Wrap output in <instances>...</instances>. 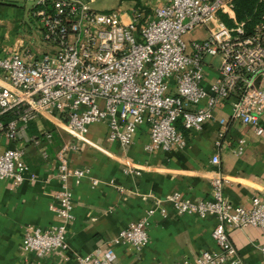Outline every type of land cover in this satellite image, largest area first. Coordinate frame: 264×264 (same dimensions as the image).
<instances>
[{
	"label": "built area",
	"instance_id": "obj_1",
	"mask_svg": "<svg viewBox=\"0 0 264 264\" xmlns=\"http://www.w3.org/2000/svg\"><path fill=\"white\" fill-rule=\"evenodd\" d=\"M162 1L151 16L134 11L124 20L117 11H94V0H34L31 17L49 50L38 57L28 50L0 57V74L7 83L0 88V181L24 182L28 167L23 150L5 148L3 142L19 141L38 117L57 116L66 132L79 139L90 126L104 124L108 140L122 148L144 128L149 136L144 149L150 153L186 148L188 140L179 127L185 132L200 130L221 103L229 105L233 120L250 127L256 136L263 133L259 120L264 116V14L248 34L244 23L236 20L234 0ZM203 30V39L185 41ZM209 59L218 60L219 73L210 83V93L202 85ZM51 140L47 133L30 142L39 146ZM245 144L239 139L232 153L241 156ZM74 149L63 145L57 153L63 182L50 210L58 223L45 231L26 228L25 252L42 257L68 248L66 231L74 217L72 193L65 182L69 175L65 153ZM211 162L219 163L217 155ZM72 173L79 181L87 170ZM225 183L221 174L214 176L206 200L190 201L178 192L164 200L154 198L145 216L110 245L140 252L148 242L149 220L156 212L165 217L160 206L167 202L178 216L216 220L211 232L216 249L173 264H243L227 232L250 227L264 236V195L252 197L249 207L236 206L224 196ZM259 252L264 258V246ZM76 260L110 264L103 255Z\"/></svg>",
	"mask_w": 264,
	"mask_h": 264
},
{
	"label": "crops",
	"instance_id": "obj_2",
	"mask_svg": "<svg viewBox=\"0 0 264 264\" xmlns=\"http://www.w3.org/2000/svg\"><path fill=\"white\" fill-rule=\"evenodd\" d=\"M112 1L107 12L118 10L124 20L134 11L151 16L163 3ZM14 3L0 0V57L13 50L22 53L28 50L31 56L38 57L45 52L42 47L30 41L19 43L21 35L16 32L25 12ZM214 60L218 63L217 59H209L204 67L202 85L208 93L210 83L219 78ZM6 86L0 74V88ZM230 113L229 105L221 103L200 130L185 132L179 127L187 137V146L166 153L144 149L149 143L144 128L138 129L132 143L122 148L108 140L104 124L90 126L87 135L79 139L66 132L57 116L38 117L30 122L19 141L3 142L5 148L23 150L28 172L20 185L0 181V264H77L78 256L87 255H103L110 264H173L192 261L203 251H214L211 232L215 218L178 216L167 202L160 206L166 216L156 212L149 220L148 242L140 252L110 242L142 219L153 207L154 198L164 200L178 192L190 201L209 199L211 180L218 174L226 180L224 196L236 206L249 207L252 197L264 195V116L259 120L263 133L256 136L250 127L233 120ZM47 133L52 136L51 143L43 141L36 146L30 142L34 137L43 139ZM219 134L223 135L221 139ZM241 138L246 142L244 153L236 156L232 148ZM63 145L76 147L65 153L69 172L65 182L72 193L74 217L66 231L68 248L54 249L38 257L24 251L23 235L28 227L45 231L58 223L50 205L55 204V195L63 182L57 159ZM214 155L219 160L217 165L211 162ZM125 169L131 172L124 173ZM77 170H87L79 181L72 173ZM227 233L243 264H264L259 252L264 246V236L259 229L248 227Z\"/></svg>",
	"mask_w": 264,
	"mask_h": 264
},
{
	"label": "rangeland",
	"instance_id": "obj_3",
	"mask_svg": "<svg viewBox=\"0 0 264 264\" xmlns=\"http://www.w3.org/2000/svg\"><path fill=\"white\" fill-rule=\"evenodd\" d=\"M83 1H88V0H83ZM14 2H15L14 5L17 8H22L25 12V19L22 20V23L19 26L18 31L16 32L17 35H21V40L23 42H26V41L33 42V44L36 45V47H39V48L42 47L43 50L48 51L49 46L42 43L41 39L39 38V36L36 32V24L34 23L32 17H31V8L34 5V0H14ZM112 4H113L112 0H94V3L92 4L91 7L96 12L105 13L108 11V9L111 7ZM116 11H118V10H116ZM28 13H29V16L27 17ZM204 32L205 31L203 30V31L197 33L196 35L187 36L184 39L186 42L190 41L191 39L198 41L200 39H203V37L205 36ZM19 43L21 44V42H19ZM215 61L216 60H214V62ZM216 63H217V61H216ZM216 66H217V64H216Z\"/></svg>",
	"mask_w": 264,
	"mask_h": 264
},
{
	"label": "trees",
	"instance_id": "obj_4",
	"mask_svg": "<svg viewBox=\"0 0 264 264\" xmlns=\"http://www.w3.org/2000/svg\"><path fill=\"white\" fill-rule=\"evenodd\" d=\"M236 20L244 23L249 34L264 14V2L259 0H234Z\"/></svg>",
	"mask_w": 264,
	"mask_h": 264
}]
</instances>
